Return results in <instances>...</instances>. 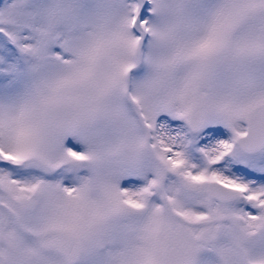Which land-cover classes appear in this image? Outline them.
I'll use <instances>...</instances> for the list:
<instances>
[{
	"label": "snow or ice",
	"instance_id": "1",
	"mask_svg": "<svg viewBox=\"0 0 264 264\" xmlns=\"http://www.w3.org/2000/svg\"><path fill=\"white\" fill-rule=\"evenodd\" d=\"M0 264H264V0H0Z\"/></svg>",
	"mask_w": 264,
	"mask_h": 264
}]
</instances>
